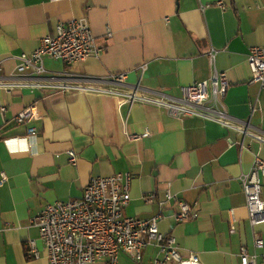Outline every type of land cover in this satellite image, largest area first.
<instances>
[{
  "label": "crops",
  "instance_id": "obj_1",
  "mask_svg": "<svg viewBox=\"0 0 264 264\" xmlns=\"http://www.w3.org/2000/svg\"><path fill=\"white\" fill-rule=\"evenodd\" d=\"M222 2L224 10L209 0H0V74L15 72L18 55L34 50L56 23L86 17L104 53L71 65L46 57L48 74L125 72L127 88L180 99L188 86L222 71L229 83L222 99L227 114L264 138V89L251 82L248 64L249 49L264 45V0ZM0 105L6 107L0 112V179L6 177L0 184V264H49L32 218L48 203L81 197L92 177L115 173L132 176L124 215H161L159 230L173 235L184 255L196 253L200 264H239L241 245L253 251L239 177L256 155L264 158V141L108 93L0 90ZM30 106L39 114L29 124L36 136L5 143L25 135L13 117ZM68 150L78 156L75 166ZM179 200L195 206L197 217L177 222ZM258 231L264 239V225ZM28 240L35 241L38 257L26 256ZM157 252L147 247L140 262L121 253L117 264H148ZM257 254L264 264V247Z\"/></svg>",
  "mask_w": 264,
  "mask_h": 264
},
{
  "label": "built area",
  "instance_id": "obj_2",
  "mask_svg": "<svg viewBox=\"0 0 264 264\" xmlns=\"http://www.w3.org/2000/svg\"><path fill=\"white\" fill-rule=\"evenodd\" d=\"M209 3L225 9L222 0H209ZM104 50V47L96 44L86 17L58 22L53 33L42 37L34 50L18 55L15 72L0 74V90L11 92L15 89L39 88L108 93L130 105L135 102L156 105L167 109L175 118L200 117L227 128L237 129L257 141H264L261 135L244 129L224 109L222 99L229 84L225 72L214 70L209 79L191 84L184 90L180 99H173L160 93L147 95L138 85L127 88L125 72L103 78L68 72L53 76L48 74L44 67L46 57L71 65L88 57H99ZM215 53L213 49L209 52L211 62ZM248 64L252 75L251 82L258 83L264 89V45L249 49ZM139 68L143 71L145 64ZM104 84H109V87H104ZM5 111L6 107L0 105V112ZM38 117L34 106L18 112L13 117V122L15 126L25 128V135L7 138L4 142L27 141L35 137L37 129L29 124ZM141 136L143 135H133V138L138 139ZM23 150H28V147L14 151ZM67 155L68 162L75 166L78 159L76 152L68 150ZM263 175L264 158L256 155L250 171L239 177L246 199L253 242V251H249L246 245L239 247V264H258L257 251L264 247V239L258 231V228L264 225ZM5 180V175H2L0 184ZM131 180L129 173L92 177L85 185L81 197L43 206L32 218L31 224L39 229L49 264H88L99 260H104L106 264H117L121 253L140 262L143 260L145 249L150 246L156 247L158 252L148 264H200L196 253L189 252L184 255L176 238L159 230L161 215L144 219L124 215V208L130 200ZM166 197L172 199L173 195L168 191ZM178 205L179 211L175 214L177 222L197 217L195 206L182 200L178 201ZM25 254L30 258L38 257L34 240L26 242ZM262 258L264 260V256Z\"/></svg>",
  "mask_w": 264,
  "mask_h": 264
}]
</instances>
